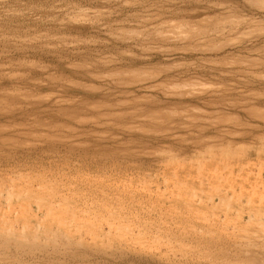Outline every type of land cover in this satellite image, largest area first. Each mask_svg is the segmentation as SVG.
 Masks as SVG:
<instances>
[{"label": "rangeland", "instance_id": "1", "mask_svg": "<svg viewBox=\"0 0 264 264\" xmlns=\"http://www.w3.org/2000/svg\"><path fill=\"white\" fill-rule=\"evenodd\" d=\"M0 264H264V0H0Z\"/></svg>", "mask_w": 264, "mask_h": 264}]
</instances>
